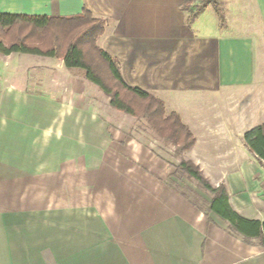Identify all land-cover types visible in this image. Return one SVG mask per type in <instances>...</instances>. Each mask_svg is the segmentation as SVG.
<instances>
[{"label": "crops", "instance_id": "0c3cea01", "mask_svg": "<svg viewBox=\"0 0 264 264\" xmlns=\"http://www.w3.org/2000/svg\"><path fill=\"white\" fill-rule=\"evenodd\" d=\"M189 1L0 0V14L106 20L98 43L126 82L194 133L184 157L264 222V165L243 139L264 123V0H221L224 21L211 5L191 20ZM176 165L89 105L3 83L0 264H264L256 239L169 184Z\"/></svg>", "mask_w": 264, "mask_h": 264}, {"label": "trees", "instance_id": "16d2710c", "mask_svg": "<svg viewBox=\"0 0 264 264\" xmlns=\"http://www.w3.org/2000/svg\"><path fill=\"white\" fill-rule=\"evenodd\" d=\"M210 5L224 21L220 0H190L183 8L190 10V19L193 20ZM106 24V20L95 17L88 9L73 16L1 13L0 54L25 53L58 58L68 69L84 70V77L109 97L113 108L146 119L158 136L176 147L177 156L190 150L196 137L181 116L175 111L167 112L164 101L159 97L128 84L118 61L99 45ZM243 139L259 163L264 165V123L248 129ZM173 176L196 181L211 196L210 201L200 197L206 203L208 212L226 220L229 228L241 234L247 242L256 239L264 246V222L247 218L235 210L229 201L226 186L213 184L196 162L181 158ZM169 184L198 204L174 183Z\"/></svg>", "mask_w": 264, "mask_h": 264}, {"label": "rangeland", "instance_id": "374dc122", "mask_svg": "<svg viewBox=\"0 0 264 264\" xmlns=\"http://www.w3.org/2000/svg\"><path fill=\"white\" fill-rule=\"evenodd\" d=\"M210 7L215 10L213 5ZM13 34L14 32L11 33V35ZM10 55L11 58L0 56V87L5 82L15 80L23 85L26 84L27 88L32 91L42 92L44 95L63 100L72 99L81 105H89L103 118H108L113 127L119 128L120 126L121 129L127 131V134L136 135L143 140L147 147L164 157L175 160L177 165L181 158H185L184 152L177 156L176 147L158 136L146 119L113 108L110 105L109 97L96 84L84 77V70L68 69L64 62L58 58L25 53ZM74 82H77L78 86L80 85L79 88L83 89L84 93L73 92ZM169 182L174 183L179 190L188 193L198 204L206 206V203L201 199L203 196L197 191V189H202L196 181L187 177H175L171 178Z\"/></svg>", "mask_w": 264, "mask_h": 264}]
</instances>
